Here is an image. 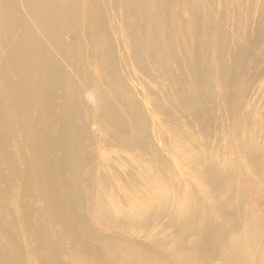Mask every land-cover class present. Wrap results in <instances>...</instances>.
<instances>
[{"label":"rangeland","instance_id":"rangeland-1","mask_svg":"<svg viewBox=\"0 0 264 264\" xmlns=\"http://www.w3.org/2000/svg\"><path fill=\"white\" fill-rule=\"evenodd\" d=\"M170 1L175 4L170 17L162 5L143 23L133 18L122 26L123 16L106 18L110 29H106L108 35L103 43L93 37L94 30L86 26L84 14L74 20L73 28L65 24V29L43 35L39 33L41 29L33 30L40 42L48 44L47 36L52 39L50 52L61 60L56 66L62 71V87L53 86L56 98L53 104L47 103L52 115L49 111L39 113V86L29 90L25 114L8 100L0 108V226L6 228V216L20 218V225L29 224L35 237H39L41 224L50 238L57 239L61 228L47 217L46 205L56 209L59 204L39 201L40 196L46 200L51 197L50 191L42 190L43 185H53L50 171L39 168V148L50 149L62 134L79 148L84 163L73 184L68 183L66 175H58V182L64 179L63 186L75 187L69 200L60 203L67 213L64 230H76L73 216L80 213L94 230L92 244L98 246L96 239L99 244L107 239L118 240L133 252L143 251L151 257L155 251L167 260L168 251L175 245L172 241L178 238L176 231L167 227V218L156 223L152 218L162 205L160 200H156L155 210L142 208L141 204L148 193L154 197L163 195L171 199L167 209L176 214L175 200L192 199L197 210H202L195 218L218 227L214 231L218 252L212 251L206 264H225L220 258L226 249L231 264H245L252 244L264 264V0H230L229 5L216 0L223 5H214L213 18L199 22L175 15L182 4L187 11L188 4H197L196 0L163 3ZM151 10L147 6V12ZM139 36L146 38L142 47L148 57L143 67H138L134 57ZM21 37L15 33L10 42L17 43ZM203 41L209 42V55L197 57L195 45ZM251 42L259 54L257 62L235 69L230 78L218 77L217 55L221 53L233 68L235 56L247 52ZM70 44L79 55L72 61L62 58ZM99 44L107 48L105 60L107 56L117 60L120 84L130 103L126 106L112 95L111 86L117 78L110 85ZM5 48L0 35V66L9 55ZM151 53L159 61L166 60L170 67L168 78L162 80L159 76ZM209 63L210 94H201L210 97L207 101L192 98L183 103L172 95L171 91L180 85L185 98L192 97L188 95L196 85L188 84L187 67L196 66L203 72L200 78H204V65L208 67ZM113 64L116 65L114 60ZM10 74L12 84L6 86L20 89L22 79ZM2 87L0 100L11 92H5L3 84ZM102 101L105 110L115 111L116 120L102 115ZM133 101L140 111L133 109ZM139 116L141 121L136 123ZM42 129L48 130L47 139L41 137ZM197 178L216 181L222 189L212 193ZM192 229L199 230L200 224L195 223ZM20 230L18 238L11 242H20L19 254L23 252L25 264H44L43 260L49 262L51 256H57L61 264H112L118 257L108 247L99 258L78 257L79 245L67 241L43 259L44 251L37 245L40 241H35L34 234ZM1 233L10 238L7 231ZM43 241L49 242L48 238ZM199 242L198 237L189 236L183 253L169 256L168 260L189 259L192 246H200ZM221 242H225L224 247ZM0 247L1 252L11 254L7 235L0 239Z\"/></svg>","mask_w":264,"mask_h":264},{"label":"bare ground","instance_id":"bare-ground-1","mask_svg":"<svg viewBox=\"0 0 264 264\" xmlns=\"http://www.w3.org/2000/svg\"><path fill=\"white\" fill-rule=\"evenodd\" d=\"M163 1L164 0H0V35L6 46L5 52L6 54H9L8 57L5 58L4 64H1L0 66L2 74V77L0 78V90L3 88V84L5 92L11 91L5 93L6 99L0 100V108L5 105L8 100L13 106L19 108V111L25 114V106L29 105V90L32 86H39V113L44 114V112L49 111L50 115L53 114L50 105L53 104L56 95H54L52 89L53 86H57L58 89L62 87L60 83L62 80V71L56 66V63L61 60L57 56L55 57V52H53V54L50 52L51 46H53L52 39L46 35L51 41L49 40L48 44L40 42V39L38 41L33 30L36 31L41 29L39 33L43 35V33L53 34L57 29H65L63 26L65 24L69 28H73L74 20L84 14L86 16V26L94 30L93 37L96 38L98 42L103 43L102 39H105L108 35L106 29H110L109 23L105 22L106 18L111 16H123L124 22L122 23V26L133 18H135L138 23H143V19H146L148 15L150 18L154 16L155 14L153 11L161 8L162 5L166 16L170 17L173 15V8L175 6L173 3L174 1H170L168 4H164ZM215 1L216 0H196L197 4H194V2L188 4L187 11L185 10V5L182 4L181 8L175 15L179 19H186L189 17L192 22L209 20L214 16L213 8L216 3L220 6L223 5V2L228 5L231 3L230 0H223V2ZM149 5L152 10L147 12V6ZM202 6H204V11L202 10ZM160 16H163L164 18L166 17L164 14H160ZM197 29L198 28H196V30ZM69 31L73 32L72 29ZM126 32L132 33L129 31ZM15 33L23 35V37H21L22 40L17 43H11L10 37ZM135 33L142 35L141 32ZM145 39L146 38L139 36V38H136V43L134 44L138 49L136 53H134V57L139 61V63H137L138 67H143L142 65L145 64L146 61L145 57H148V55L144 54V48L142 47L145 43ZM168 43L174 53L173 42L170 38H168ZM71 45L72 44L67 45V48L62 55V58L68 61H72L75 55L77 58L79 57L77 48ZM99 46L103 51V59L105 60L104 56L107 48L105 47V44H99ZM195 46L194 54L197 57L204 54L207 56L209 55V42H198V45ZM257 55L259 54L255 53V45L251 42L247 52H242L235 56L234 67L230 68V66H228L223 60L221 53H219L217 55L218 77L230 78L235 69L241 70L243 67L256 63L259 58ZM70 56H72V58H69ZM150 56L153 65H158V74L162 80L168 78L170 76V67L166 60L162 59V61H159L153 54ZM113 60L116 62L115 66ZM105 61L107 63L106 72L109 73L108 81L110 85H112L114 79L117 78V81L115 80L116 84L111 86L112 95H114L123 106H126L129 101L127 100L125 88L124 85H122L123 83L119 76V71L117 70V60L116 58L107 56ZM206 69L207 71L204 78H200V75L203 73L202 71H198L197 67L194 65H189V68L187 67L186 75H188L190 80V83L188 84L196 85L188 95L192 97L185 98L186 94H184L180 85H177V88L171 91L172 95L176 97V99L183 100V103L192 98L197 99L199 102L202 100L203 102L207 101L210 97H203L201 94H210L208 92L210 89L209 80L211 77L210 63L208 64V67L207 65H204V70ZM10 72L15 74L18 79H22L20 89L18 86L16 89H11L6 86L12 84ZM182 86L183 85L181 84V87ZM194 91H196V93L192 94ZM77 93H80V90H77ZM132 106L133 109L140 111V108L135 101H133ZM101 113L103 116L109 118L112 117V119L116 120V117H113L116 115L115 111L105 110L104 101H102L101 104ZM141 117L142 116H139L135 119L136 123H138L139 120L141 121ZM40 121L41 119H39V122ZM46 133H48V130L42 129L40 135L43 139H47ZM58 151L61 152L58 153ZM39 154V168H46L50 171L53 183V185L48 184L43 185L42 187V190L51 192L50 199L46 200L43 196H40L39 201H55L59 204L56 206V209H52L53 207L49 204L46 206L48 208L47 217L49 220L57 222L61 229L60 231L57 230V239L55 240L54 237L50 238L48 232L44 228L41 229L44 225L39 224V237H35L34 230L29 224L20 225V218L13 219L15 217L12 218L11 216H6V218H8V221L6 222L8 223L6 228L0 226V239H2L4 235H7V238L11 243V254L6 253L3 250L1 252L0 247V264H25V256L21 255L23 252L19 254L21 251L20 242L18 240V242L14 241L13 244L11 242V240L18 238L20 232L17 230H20V228L24 233L34 234L35 241L37 239L36 242L40 241L37 245L44 251L43 259H46L47 255H50L52 250L60 243H67V241L73 245H79L80 251L77 255L82 258H99L103 249L108 247L111 251H115L118 256L112 264H206L212 251L215 253L218 252L214 241L216 236L214 231L218 230V227L213 222L206 223L203 220L195 218L196 213H199L200 215L202 214V210H197V204L194 203L192 199H187V201L175 200L176 211L174 209V213L176 214H173L168 210L171 199L163 195L154 197L148 193L141 204L142 208L155 210L156 200L158 199L161 201L162 205L158 208V211L154 212L152 218L155 219V223L158 219H162V217L167 218L169 221L167 227L175 230L178 237L174 238L172 241L175 245L168 251L167 254L169 256H177V254L180 255V253H183L189 236L199 238L200 246H192V254L191 256L189 255L190 258L187 260L185 258V260L180 258L177 260H168V255L167 260L164 259L165 257L162 259L159 253L155 251H152L154 254L151 253L154 258L152 256L149 257L143 251L133 252L129 246L118 240L107 239L103 244H99V239H96V241H98V247L91 242L95 238L94 230L91 229L90 224L87 223L84 216L80 213H76L73 216L76 219V224L73 226L76 230H64L63 225L67 219V213L65 207L60 203L69 200L68 198L74 193L75 187L71 188L63 186L64 179L58 182V175H66L69 177V184H73L74 180L76 181L78 171L84 167L80 150L74 144L68 143L67 137L61 134L57 141L51 144L50 149L47 147H40ZM197 179L199 182L206 185L207 189L212 193L217 194L218 190L222 189L216 181H209L203 178ZM39 182H41L40 178ZM69 211H71L70 207H68V212ZM7 213H10V211ZM0 220H3V218L0 217ZM195 223L200 224L199 230L192 229V226L195 225ZM2 231H7L11 234V239L7 233H4L3 235V233H1ZM20 236H22V233ZM44 238H48L49 242H44ZM179 238H181L180 241ZM224 243L225 242H221L220 246L224 247ZM227 251L228 249L223 251L220 260L225 264H231L227 258ZM56 257L57 256H51L49 262H47V260H43V262L44 264H61L57 262ZM245 258L247 259L245 264H262V261L258 257V249L254 244H252L251 249L246 253Z\"/></svg>","mask_w":264,"mask_h":264}]
</instances>
